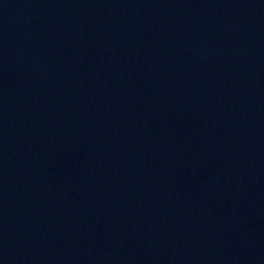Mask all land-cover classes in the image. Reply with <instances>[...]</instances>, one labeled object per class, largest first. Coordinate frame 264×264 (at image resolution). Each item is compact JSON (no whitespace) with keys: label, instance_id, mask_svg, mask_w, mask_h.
<instances>
[{"label":"water","instance_id":"obj_1","mask_svg":"<svg viewBox=\"0 0 264 264\" xmlns=\"http://www.w3.org/2000/svg\"><path fill=\"white\" fill-rule=\"evenodd\" d=\"M131 127L234 264H264V0H0Z\"/></svg>","mask_w":264,"mask_h":264}]
</instances>
